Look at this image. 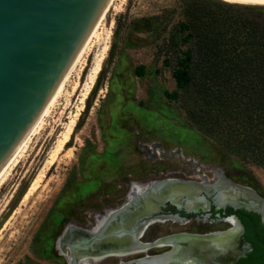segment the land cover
<instances>
[{"label":"rangeland","instance_id":"374dc122","mask_svg":"<svg viewBox=\"0 0 264 264\" xmlns=\"http://www.w3.org/2000/svg\"><path fill=\"white\" fill-rule=\"evenodd\" d=\"M193 1L115 0L110 6L42 128L0 183V264H69L59 254V235L118 208L133 182H211L220 171L264 197V168L231 150L224 141L227 122H215L220 106L210 100L216 92L210 97L196 82L178 88L173 63L163 61L174 55L164 44ZM156 14L162 17L155 23L145 19ZM139 66L142 76L135 72ZM69 126V141L55 153ZM204 213H188L193 219L175 227L205 233L229 226L215 212ZM162 226L150 225L142 240L151 241Z\"/></svg>","mask_w":264,"mask_h":264},{"label":"bare ground","instance_id":"6f19581e","mask_svg":"<svg viewBox=\"0 0 264 264\" xmlns=\"http://www.w3.org/2000/svg\"><path fill=\"white\" fill-rule=\"evenodd\" d=\"M114 1L112 0L92 33L52 105L8 166L0 174V183L6 180L11 170L20 162V157L26 151L29 142L42 128L45 117L49 115L52 108L56 105L66 83L91 49L94 39L99 36L102 21ZM223 1L264 5V0ZM102 58L103 56L93 65L90 86L87 92L92 87L95 77L101 69ZM77 84L75 83L74 89H76ZM71 129L72 126H69V130L63 134V138L59 140L56 146L55 153L59 152L65 146L64 144L69 141ZM149 151H157V147H151ZM216 174L217 176L220 174V176L214 182H208L206 179L187 181L173 177L151 181L146 184L133 182L129 194L125 197L126 201L118 208H107L104 213L93 216L92 221L82 224V227H66L58 237L59 254L62 257H66L69 264H111L113 262L116 264H226L228 261L231 262L232 259L234 262L245 253L236 256L238 252L234 249V244L242 230L235 217L227 218L228 222L232 224V227L227 230L191 233L175 227L176 223H187L186 219H182L178 214L162 213L163 208L168 203L175 206L179 204L181 207L189 209L190 212H197L200 208L203 210L208 209L209 205L203 202V200L207 199L201 193L206 188V195H219V200H215L219 207L232 205L252 206L263 214L261 212H264L262 204L257 202L249 193V190L252 189L251 187L234 183L220 171H217ZM39 180L40 178L35 181L31 187L32 189L36 188L35 186ZM253 192L257 193L255 190ZM249 197L256 201V207L253 202L249 201ZM168 221L171 223L167 224ZM154 223L163 224L161 228L156 230V233L160 234L151 239V241H143L142 238L145 236L146 229ZM166 231L172 232L165 233ZM162 248L168 249L163 252L150 254V251H158L162 250ZM141 257L144 258L138 259Z\"/></svg>","mask_w":264,"mask_h":264},{"label":"trees","instance_id":"16d2710c","mask_svg":"<svg viewBox=\"0 0 264 264\" xmlns=\"http://www.w3.org/2000/svg\"><path fill=\"white\" fill-rule=\"evenodd\" d=\"M185 16L164 44L166 51L174 52L164 63H173L178 88L196 82L206 95L216 92L210 101L220 106L215 122H227V146L249 154L264 168V5L195 0L185 5ZM161 17L156 14L145 19L155 23ZM168 25L164 24L165 29ZM135 72L144 74L140 66ZM228 213L242 215L245 238L252 245L236 264H264L260 215L231 208Z\"/></svg>","mask_w":264,"mask_h":264},{"label":"water","instance_id":"95a60500","mask_svg":"<svg viewBox=\"0 0 264 264\" xmlns=\"http://www.w3.org/2000/svg\"><path fill=\"white\" fill-rule=\"evenodd\" d=\"M111 2L0 0V174L52 105ZM206 191L201 193L209 200ZM230 207L258 213L264 224L254 207ZM232 216L248 244L239 218H226Z\"/></svg>","mask_w":264,"mask_h":264},{"label":"flooded vegetation","instance_id":"af4514ba","mask_svg":"<svg viewBox=\"0 0 264 264\" xmlns=\"http://www.w3.org/2000/svg\"><path fill=\"white\" fill-rule=\"evenodd\" d=\"M219 176H220V174L218 175V176H216V178L214 179V180H216V179H218L219 178ZM226 176V175H225ZM227 177V176H226ZM228 178V177H227ZM228 179H230V178H228ZM214 180H212L211 182H214ZM231 180V179H230ZM234 182V181H233ZM234 183H236V182H234ZM236 184H238V183H236ZM254 189L252 188L251 190H249V193L257 200V202H260L261 204H262V207L264 208V197H262L258 192L255 194L254 192ZM256 191V190H255ZM214 195H212V196H209V195H207V198L209 199L208 201L207 200H203V202L205 203V204H207V205H209V201H210V205H209V207H208V209H206V210H203L202 208H200L199 209V211H197V212H191V213H189V214H193V213H198L197 215H199V213L200 212H205L204 213V218H206L207 216H208V214H206V213H209V215L210 214H212L213 212H215V214L217 215V216H219L220 218H222L225 222H227V223H229V226H227L226 228H224V229H217V230H210L209 232H211V231H221V230H227V229H229L230 227H232V224L230 223V222H228V219L226 218L228 215H236L238 218H239V220H240V222L242 223V225L244 226V238H245V224H244V222H243V220H242V215L241 214H239V213H228V209L229 208H231V209H233L232 207H230V206H227V207H219L217 204H216V202H215V200H214V197H213ZM249 201H251V202H253V204L255 205V207H256V201L253 199H251L250 197H249ZM202 202V203H203ZM214 211H213V210ZM233 210H242V209H233ZM243 210H245V209H243ZM247 211V210H246ZM261 211V210H260ZM249 212V211H248ZM252 212V211H251ZM262 213H263V215H264V212L263 211H261ZM162 213H164V214H178L182 219H186V222L188 221V222H190L193 218L192 217H190V216H192V215H186V214H188L187 212H185L183 209H180L179 208V206H175V205H172V204H170L169 206H168V204L165 206V210H163V212ZM255 213V212H254ZM206 214V215H205ZM258 214V213H257ZM260 215V214H259ZM248 217V219L251 221V220H253V217H250V216H248V215H245V217ZM233 217V216H232ZM246 217V218H247ZM197 220H199V218H196ZM236 219V218H235ZM237 220V219H236ZM260 221H261V223H262V220H261V215H260ZM187 222V223H188ZM237 222H238V224H240L239 223V221L237 220ZM186 223V224H187ZM263 224V223H262ZM264 225V224H263ZM181 226H183V225H181ZM169 232H172V231H166L165 233H169ZM194 232V231H193ZM207 232V231H206ZM205 232V233H206ZM241 233H242V230H241ZM241 233H239V235H238V237H237V241H236V243L234 244V249L238 252L237 254H236V256H240V255H243V253L244 252H246L247 250V253L252 249V245H251V243L250 242H248L247 240H246V238H245V240L247 241V243L249 244H246L245 242H243V240H242V236H241ZM167 250V249H166ZM165 251V250H164ZM163 252V251H162ZM159 253V252H158ZM246 253V254H247ZM242 257H244V255L242 256ZM234 262H233V259H232V261L231 262H229L228 261V263H226V264H233ZM236 264V263H235Z\"/></svg>","mask_w":264,"mask_h":264}]
</instances>
